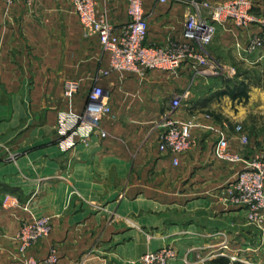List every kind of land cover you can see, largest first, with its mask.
Returning <instances> with one entry per match:
<instances>
[{
  "label": "crops",
  "instance_id": "1",
  "mask_svg": "<svg viewBox=\"0 0 264 264\" xmlns=\"http://www.w3.org/2000/svg\"><path fill=\"white\" fill-rule=\"evenodd\" d=\"M251 1L264 16V0ZM99 11L117 28L129 22L125 1L104 0ZM144 13L148 45L184 42L190 0H145ZM259 30L219 27L210 52L226 66H263L264 55L245 52ZM89 37L85 41L67 0H37L33 7L0 0V264L42 260L52 252L57 264H139L145 254L168 247L178 254L171 264H214L234 252L241 264H255L245 239L258 229L228 201L241 167L213 155L221 134L233 153L244 152L235 128L249 101H234L222 80L202 77L191 65L177 74L111 73L99 80L112 108L103 123L109 137L94 136L91 148L63 153L62 131L70 122L64 119L84 114L86 88L97 79L103 48ZM102 64L108 70L107 53ZM71 80L81 91L69 101L63 91ZM182 95L184 106L173 118L196 125L195 146L175 165V157L159 151L160 123ZM40 217L51 218L52 232L22 255L20 230Z\"/></svg>",
  "mask_w": 264,
  "mask_h": 264
},
{
  "label": "built area",
  "instance_id": "2",
  "mask_svg": "<svg viewBox=\"0 0 264 264\" xmlns=\"http://www.w3.org/2000/svg\"><path fill=\"white\" fill-rule=\"evenodd\" d=\"M23 2L33 7L37 0H4L8 5ZM85 32L94 36L105 53L109 56V68L103 70V77L111 73L145 75L152 71L177 74L185 65L197 68V74L213 79H233L237 73L228 71L216 62L208 53L219 27L232 23L236 28L251 30L258 26L259 32L252 33L247 41L245 52L256 54L264 50V16L254 12L251 0H231L222 4H212L210 0H191L193 13L185 23L184 42H176L168 47H155L147 44L149 22L144 13L145 0H120L128 6L129 22L117 28L107 13L99 11L104 0H67ZM168 4L170 0H157ZM208 14H207V13ZM97 78L91 90L86 94V107L81 117H68L70 121L62 131L60 148L63 153L75 151L78 145L91 148L92 139L98 136L101 140L109 137L104 129L105 119L112 114L107 103L105 90L99 86ZM81 91L79 81H67L63 96L71 101ZM187 95L174 97L172 111L160 123L159 151L175 157V165H179L178 157L188 153L194 146L193 122H181L173 118V113L180 109ZM239 133L242 150L249 146L250 139L241 125L236 127ZM216 160L241 167L236 181L228 187L230 205L247 213V219L264 235V151H256L250 156L241 152L233 153L228 138L220 135L213 147ZM52 220L49 217L33 218L25 223L19 233L20 253L26 254L32 247L50 236ZM178 254L168 247L150 252L141 257L139 264H171ZM232 262H243L233 257ZM23 264H57V257L52 252L47 258L38 260L26 258Z\"/></svg>",
  "mask_w": 264,
  "mask_h": 264
},
{
  "label": "rangeland",
  "instance_id": "3",
  "mask_svg": "<svg viewBox=\"0 0 264 264\" xmlns=\"http://www.w3.org/2000/svg\"><path fill=\"white\" fill-rule=\"evenodd\" d=\"M191 1V0H190ZM218 33V31H217ZM217 36V35H216ZM89 35L86 34L85 32V41H89ZM216 38V37H215ZM215 42V40L213 41ZM88 47L85 44V48ZM211 46L208 48V53L211 55V57L218 62L219 64L222 65V67L225 69L226 73L228 71H235L237 74H242V75H247L251 76L252 78V83H254V86H252V91H251V97L249 102L246 104V107L248 108V113L246 114L245 120L242 121V127L246 133L249 135L250 143L249 146H247L242 154L244 156H250L256 151H264V65L263 66H253V67H246L242 65H233L231 66H226L220 60L212 55L211 51ZM100 54V64L98 66V69L96 70V78H101V72L104 70L102 69V61L104 60L106 53L104 50H99ZM264 55V50L259 51L256 54L253 55ZM251 55V54H248ZM264 64V60H263ZM91 90L90 88H86V92L88 93ZM86 93V94H87ZM184 104L182 105V107ZM236 129V128H235ZM237 132V131H236ZM254 138V146L256 148H252V138ZM232 166H236V169L240 167L238 164H229ZM230 204V203H229ZM244 223L248 226H251L249 223L247 216L245 217ZM254 234V239H245V242L250 244L253 248V256L251 259L255 264L258 263H263L264 262V235L260 231H256ZM257 235V236H256ZM258 237V238H257ZM229 248V245H228ZM250 253V252H248ZM243 254V253H241ZM233 257H238L241 255H236L235 252L232 254ZM232 258V257H231ZM228 259V258H227ZM240 259V258H239ZM230 264H241L239 262L235 263L232 262V260L229 258Z\"/></svg>",
  "mask_w": 264,
  "mask_h": 264
},
{
  "label": "trees",
  "instance_id": "4",
  "mask_svg": "<svg viewBox=\"0 0 264 264\" xmlns=\"http://www.w3.org/2000/svg\"><path fill=\"white\" fill-rule=\"evenodd\" d=\"M222 80L223 84L226 85L224 90L234 101L248 102L250 99V86L252 83L251 76L237 74L233 79H218ZM214 264H230L228 259H219ZM238 264V263H237Z\"/></svg>",
  "mask_w": 264,
  "mask_h": 264
}]
</instances>
